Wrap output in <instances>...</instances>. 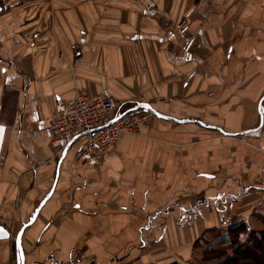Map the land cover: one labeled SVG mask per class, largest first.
Instances as JSON below:
<instances>
[{"label": "crops", "instance_id": "obj_1", "mask_svg": "<svg viewBox=\"0 0 264 264\" xmlns=\"http://www.w3.org/2000/svg\"><path fill=\"white\" fill-rule=\"evenodd\" d=\"M77 91L191 121L94 165L49 132ZM37 209L25 264H236L264 241V0H0V264Z\"/></svg>", "mask_w": 264, "mask_h": 264}, {"label": "built area", "instance_id": "obj_2", "mask_svg": "<svg viewBox=\"0 0 264 264\" xmlns=\"http://www.w3.org/2000/svg\"><path fill=\"white\" fill-rule=\"evenodd\" d=\"M118 116L117 104L111 98L77 91L71 99L57 103L49 132L60 149L75 137L85 135L78 158L99 165L121 135L139 134L143 126L156 119L155 114L141 109Z\"/></svg>", "mask_w": 264, "mask_h": 264}, {"label": "water", "instance_id": "obj_3", "mask_svg": "<svg viewBox=\"0 0 264 264\" xmlns=\"http://www.w3.org/2000/svg\"><path fill=\"white\" fill-rule=\"evenodd\" d=\"M135 109H143L145 111H148V112H151V113H154L158 118H162V119H166V120H170V121H174V122H181V123H184V122H189L191 120H180V119H175L173 117H170V116H167L165 114H162V113H159L157 112L156 110H154L150 105L146 104V103H139L137 104L136 108ZM261 113H262V108H261ZM120 117V115L118 116ZM117 117V118H118ZM263 120V119H262ZM193 122H197V123H200L199 121H193ZM203 124V123H202ZM204 125V124H203ZM207 126V125H205ZM208 127H213V126H210L208 125ZM216 128V127H214ZM222 134L226 135V136H232L231 134L229 133H225L224 131L218 129ZM43 204V203H42ZM38 212H39V209H37L35 211V213L32 215V217L30 218L29 222L26 223L18 232L17 236H16V239H15V245H16V250H17V264H25V254H24V250H23V247H22V236H23V233L25 231V229L27 227H29L37 218L38 216ZM11 237V233H9L7 230L3 229V228H0V239H8Z\"/></svg>", "mask_w": 264, "mask_h": 264}, {"label": "trees", "instance_id": "obj_4", "mask_svg": "<svg viewBox=\"0 0 264 264\" xmlns=\"http://www.w3.org/2000/svg\"><path fill=\"white\" fill-rule=\"evenodd\" d=\"M242 230H243V228L238 229L237 233L239 234L240 232H243ZM251 237L254 239V241H256L257 238H255L253 236H251ZM250 240H251V238L249 239V241ZM257 240H258V242L256 244H254L253 246H251V245H249V247L246 245L242 246L243 248L241 249V252H242L241 257H243V260H244L242 264H264V260L258 259V260H255L254 263L249 260L250 257L256 258L257 253L264 252L263 238H260V239L258 238ZM247 245H248V243H247ZM252 247H254V248H252ZM247 248H249V249H247ZM15 250H16V245H15ZM16 252H17V250H16ZM219 254L221 255L222 251H219V253H218V251H210V252L205 253L204 256H206L205 258H211L213 256H219Z\"/></svg>", "mask_w": 264, "mask_h": 264}, {"label": "rangeland", "instance_id": "obj_5", "mask_svg": "<svg viewBox=\"0 0 264 264\" xmlns=\"http://www.w3.org/2000/svg\"><path fill=\"white\" fill-rule=\"evenodd\" d=\"M236 236L234 235V233H231L230 234V238H231V241L233 242V240H235L236 241V238H235ZM258 242V240L256 239V241L254 242V244H256ZM260 244V243H259ZM230 246V245H229ZM248 246V245H247ZM252 246V245H251ZM249 247V246H248ZM225 247H219V249H213V250H210V251H218V253H219V251H222V254H223V249H224ZM231 248H233V247H231ZM243 247H241V249H242ZM252 248H254V247H252ZM247 249H249V248H247ZM231 250V249H230ZM231 255H233V251H230L229 252ZM241 250L239 249L237 252H236V254L238 255H235V258H234V256L232 257V259L235 261V263L236 264H242L243 263V257H241ZM221 254V255H222ZM220 254H219V256H221ZM206 256H204V258H205ZM211 258H215V256H213V257H211ZM208 259V258H207ZM264 260V252H259V253H257L256 254V258L255 257H250L249 258V260L250 261H252L253 263L255 262V260Z\"/></svg>", "mask_w": 264, "mask_h": 264}]
</instances>
